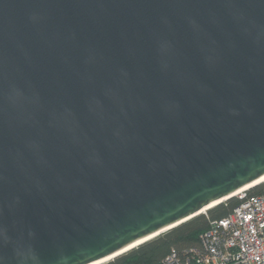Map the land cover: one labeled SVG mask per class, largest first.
<instances>
[{
  "label": "water",
  "instance_id": "obj_1",
  "mask_svg": "<svg viewBox=\"0 0 264 264\" xmlns=\"http://www.w3.org/2000/svg\"><path fill=\"white\" fill-rule=\"evenodd\" d=\"M263 176L264 0H0V264L104 263Z\"/></svg>",
  "mask_w": 264,
  "mask_h": 264
},
{
  "label": "built area",
  "instance_id": "obj_2",
  "mask_svg": "<svg viewBox=\"0 0 264 264\" xmlns=\"http://www.w3.org/2000/svg\"><path fill=\"white\" fill-rule=\"evenodd\" d=\"M240 202L200 235L201 249L181 262L171 251L163 264H264V197L237 194Z\"/></svg>",
  "mask_w": 264,
  "mask_h": 264
},
{
  "label": "trees",
  "instance_id": "obj_3",
  "mask_svg": "<svg viewBox=\"0 0 264 264\" xmlns=\"http://www.w3.org/2000/svg\"><path fill=\"white\" fill-rule=\"evenodd\" d=\"M246 194L264 197V181L247 189ZM240 201L238 196L230 197L101 264H163L171 251L179 255L182 263L192 261V251L202 248L200 235L210 228L212 221L227 216Z\"/></svg>",
  "mask_w": 264,
  "mask_h": 264
},
{
  "label": "bare ground",
  "instance_id": "obj_4",
  "mask_svg": "<svg viewBox=\"0 0 264 264\" xmlns=\"http://www.w3.org/2000/svg\"><path fill=\"white\" fill-rule=\"evenodd\" d=\"M262 179H264V176H263L261 179H259L258 181H260V180H262ZM247 187H250V186H246V187H244V188H241L240 190L235 191L234 194H239V193L243 192V189H246ZM218 201H219V200H218ZM218 201H216V202H218ZM216 202H213L211 205H214ZM202 211H203V210H202ZM136 243H137V242H136ZM134 245H135V243H134ZM110 258H111V257H109V258H105L103 261H108Z\"/></svg>",
  "mask_w": 264,
  "mask_h": 264
}]
</instances>
